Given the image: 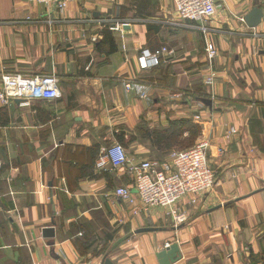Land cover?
Listing matches in <instances>:
<instances>
[{
	"label": "crops",
	"instance_id": "0c3cea01",
	"mask_svg": "<svg viewBox=\"0 0 264 264\" xmlns=\"http://www.w3.org/2000/svg\"><path fill=\"white\" fill-rule=\"evenodd\" d=\"M66 3L60 12L0 0V77L54 74L61 91L55 100L0 101V264H159L174 242L181 257L172 264H253L264 244V0H217L202 22L181 19L172 0ZM254 4L263 16L250 28ZM107 21L122 24L111 29L113 51L106 40L99 46ZM202 25L219 50L212 87ZM162 49L157 65H139L144 50ZM178 118L198 126L193 142L210 143L216 182L177 203L185 220L174 225L139 200L131 212L114 194L132 186L127 165L96 161L117 135L129 163L164 161L181 145L137 127L164 130Z\"/></svg>",
	"mask_w": 264,
	"mask_h": 264
},
{
	"label": "built area",
	"instance_id": "2783aa9c",
	"mask_svg": "<svg viewBox=\"0 0 264 264\" xmlns=\"http://www.w3.org/2000/svg\"><path fill=\"white\" fill-rule=\"evenodd\" d=\"M44 5H53L62 12L66 0H34ZM177 15L183 20L202 22L211 19L217 9V0H172ZM122 24L112 21L110 29L118 30ZM204 42V50L209 64L207 83L214 85L213 60L218 56L219 50L210 38V30L200 26ZM257 36L256 32L254 33ZM163 52L149 53L144 50L138 57L142 68L157 65L158 55ZM0 101L7 103L13 98L39 97L46 100H55L61 97L58 86V77L49 75H13L3 74L0 77ZM130 87L129 84L126 85ZM180 94V93H179ZM182 95V94H181ZM232 132H235L232 129ZM208 143L202 140L187 150L172 151L169 160L157 162L146 159L139 163H129L126 150L121 143L105 148L97 161L96 167L104 169L108 163L114 167L127 165L128 173L132 176V186H118L114 190L115 196L129 204L131 212L137 213L136 201L139 200L143 207H160L172 217L175 224L185 220L183 214L178 212L177 203L189 197L194 202L199 194L211 190L216 182V174L208 161ZM117 153L113 157L112 152ZM128 162V163H127ZM168 246V244H167Z\"/></svg>",
	"mask_w": 264,
	"mask_h": 264
},
{
	"label": "trees",
	"instance_id": "16d2710c",
	"mask_svg": "<svg viewBox=\"0 0 264 264\" xmlns=\"http://www.w3.org/2000/svg\"><path fill=\"white\" fill-rule=\"evenodd\" d=\"M134 3H136V0H130V4L133 5ZM104 24L106 26L104 31H103L104 39L101 41L99 46H101L103 43H105V40H106L109 43H111V47H110L109 51L110 50L113 51L115 49V46H113V40H112L111 29H110V26H111L110 24H112V23L110 21H107ZM183 97H184V95H183ZM2 114H3L2 109L0 108V118L3 116ZM194 128H196V130H195V132H191V137L187 136L188 141H190L191 142L190 144H192L193 141L195 140L197 133H198V126H196L194 123H191L187 118H178V119L171 120L169 125H168V128H166L164 130L150 129L146 126V123L142 122L137 127V130L144 136L154 135L155 142H164L167 144L168 143L171 144L173 141L178 143L179 140H183L181 138L180 139H178V138L182 136L184 130L192 129V131H193ZM167 131L171 134L170 137L166 136ZM122 137H123V135H119V136L117 135V139L119 140L118 141L119 143L122 142ZM184 138H186V137H184ZM132 139L133 138H130V140H132ZM251 261L253 264H255L257 262H260V264H264V244H263L262 250L260 251L259 254L251 256Z\"/></svg>",
	"mask_w": 264,
	"mask_h": 264
},
{
	"label": "water",
	"instance_id": "95a60500",
	"mask_svg": "<svg viewBox=\"0 0 264 264\" xmlns=\"http://www.w3.org/2000/svg\"><path fill=\"white\" fill-rule=\"evenodd\" d=\"M263 12L259 5L254 4L253 8L249 13L244 17V21L250 28H256L262 20ZM211 104V101H208ZM54 223V222H53ZM54 228L47 227L43 229V236L46 238L54 237ZM52 240V239H51ZM54 241H50V244H53ZM159 264H172L180 259L181 252L178 243L174 242L171 245L167 246L163 250L159 251L156 255ZM105 264H114L109 258L104 260Z\"/></svg>",
	"mask_w": 264,
	"mask_h": 264
},
{
	"label": "rangeland",
	"instance_id": "374dc122",
	"mask_svg": "<svg viewBox=\"0 0 264 264\" xmlns=\"http://www.w3.org/2000/svg\"><path fill=\"white\" fill-rule=\"evenodd\" d=\"M173 3V2H172ZM176 12V11H175ZM215 84V83H214ZM176 96L177 97H179V99L180 100H183V95H181V94H179V93H177L176 94ZM232 129H234V128H231V132H232ZM195 130H196V128H194L193 129V131L192 132H195ZM235 130V129H234ZM236 132V131H235ZM235 132H232V133H235ZM181 137H179L178 139H180ZM202 141V140H201ZM205 141V140H204ZM198 142H200V141H197V142H193V144H191V145H188V143H189V141H188V137H186V138H184L183 140H179L178 141V144L179 145H181V146H178V148H176V150H173V151H181V150H187V149H189L190 147H192L193 145H195L196 143H198ZM206 142L208 143V147L210 148V143L206 140ZM209 151V150H208ZM172 152V151H171ZM170 152V153H171ZM170 153H169V155H170ZM169 155H168V157L164 160V161H167V160H169ZM144 160H146V159H144ZM151 160V159H150ZM143 161V160H142ZM209 161V160H208ZM141 162V161H140ZM158 162V161H157ZM163 162V161H162ZM129 205V204H128ZM178 209V212L179 213H181L180 211H179V208H177ZM181 214H183V213H181ZM184 215V214H183ZM169 246V245H168Z\"/></svg>",
	"mask_w": 264,
	"mask_h": 264
},
{
	"label": "bare ground",
	"instance_id": "6f19581e",
	"mask_svg": "<svg viewBox=\"0 0 264 264\" xmlns=\"http://www.w3.org/2000/svg\"><path fill=\"white\" fill-rule=\"evenodd\" d=\"M113 157H117V153L115 151L112 152Z\"/></svg>",
	"mask_w": 264,
	"mask_h": 264
}]
</instances>
